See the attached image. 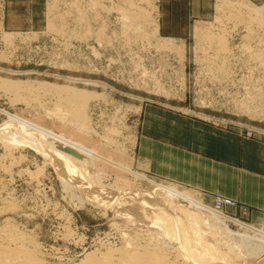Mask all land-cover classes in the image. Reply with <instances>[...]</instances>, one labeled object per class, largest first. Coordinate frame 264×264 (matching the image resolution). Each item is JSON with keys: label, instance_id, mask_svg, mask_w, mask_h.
Returning a JSON list of instances; mask_svg holds the SVG:
<instances>
[{"label": "rangeland", "instance_id": "374dc122", "mask_svg": "<svg viewBox=\"0 0 264 264\" xmlns=\"http://www.w3.org/2000/svg\"><path fill=\"white\" fill-rule=\"evenodd\" d=\"M8 1L0 0V33L11 36H0V78L84 90L90 96L84 111L88 130L72 127L48 96H12L2 90L0 123L28 118L37 121L35 126L40 125L38 129L46 135L65 130L69 136L86 137L85 143L97 153L126 166L121 170L99 159L86 161L78 171L82 169L80 174L87 179L117 189L116 178H121L134 189L153 190L151 202L166 200L177 206L155 186L173 187L190 197L180 206L194 211L215 237L231 242L233 252L240 256L246 252L235 245L240 238L264 244V32L254 29L248 35L243 22H233L238 16H231L235 9L221 0H178L182 5L170 6V15L183 17V21L169 22L168 31L161 29V0H98L93 9L84 0L79 2L81 6L78 2L71 5L75 0H57L54 12L62 15L55 13L60 18L53 21L49 14L55 9L51 6L54 0H35V6L23 10H36L39 20L9 28L5 19ZM246 1L264 7V0ZM130 2L132 7H142L148 19L137 30L127 27L134 13ZM122 8L131 14L129 21L118 18L116 13ZM201 30L221 34L226 41L224 53L202 40ZM148 106L168 109L236 136L237 159L226 164L236 170L235 190L246 202L172 183L140 169L136 143L143 109ZM106 132L120 147L112 146L116 151L102 142L100 136ZM245 141L252 144L244 147L243 158ZM1 143L0 203H12L8 217L35 235L46 253L61 252V260L81 257L106 242H119L120 231L132 233L134 226L125 223L131 217L128 213L116 214L77 185H64L53 166L29 146L6 145L8 152ZM216 198L233 204L214 206ZM157 209L166 213L161 205ZM117 210L124 211L121 206Z\"/></svg>", "mask_w": 264, "mask_h": 264}, {"label": "bare ground", "instance_id": "6f19581e", "mask_svg": "<svg viewBox=\"0 0 264 264\" xmlns=\"http://www.w3.org/2000/svg\"><path fill=\"white\" fill-rule=\"evenodd\" d=\"M56 1L57 0L51 2L52 8H55L49 14L52 21L58 16L56 14H61V12H54L57 7ZM81 1L83 0H75L74 3L72 1L70 2H72L71 5H75L76 2L80 5L79 2ZM221 1L235 9V13H231V16L232 14H236L235 16L241 14L240 18L237 16V19L234 18L233 22L238 19L243 22V26L247 29L248 35L254 33V29L264 32V15L261 14L264 12V7L253 6L246 0ZM61 2L64 3L63 0L58 3ZM97 2L98 0L86 2L84 0L87 7L93 5V8L95 7L94 5L97 7L99 4H96ZM131 8V10L134 9L133 15L124 12L123 8L116 14L123 22L128 20V15H131V23L127 25V27L129 26V28L137 30L141 28L142 24L144 25L147 23L148 19L142 7L136 4L132 7L131 3ZM113 9L115 10V7ZM91 12L92 10L90 13ZM96 15L95 13V16H92L96 17ZM235 16L233 15V17ZM58 17L60 18V15ZM233 17H230V19ZM81 18L80 16V20ZM61 21H63V19H61ZM61 21L58 22L61 23ZM77 21H79L78 18ZM83 21L86 20L84 19ZM62 24L61 27H59L63 30L64 25ZM79 24H81V22ZM83 24H85V22ZM52 25L50 24V26ZM51 28L53 31L56 30L54 25ZM3 33L4 34L0 33L2 38H7V36L11 37L10 34ZM207 33L208 31L201 32L200 38L202 39L204 36L202 40H205L209 46L218 49H213V51H222L224 53L223 50H225L226 41H224L225 39L222 38L221 34L212 35L214 33L210 32L211 35H208ZM126 44L130 43L127 42ZM0 90L12 94V96H17L21 93H24V95L25 93L32 96L34 95L35 97L37 95L48 96V98H52L56 101V106L54 105L58 108H56V110H62L63 117L67 116L69 123L73 125L72 127L83 130L88 126L85 124L86 119H84V111L85 107H87L86 101L89 100L90 96L88 95L89 93L87 94L84 90L62 85L47 84L44 82L28 83L7 78H0ZM87 98L88 100H86ZM34 121L28 120V118L1 121L0 141L8 147L17 144L29 146L35 152L41 154L44 161L49 162L53 166L54 171L58 174L64 185H77L89 198L96 200L101 206L106 209L108 208V210H112V212L116 214L126 215L128 213L131 217L127 219L125 223H129L128 225L131 224L134 227L132 228V233L120 231V239L117 243L106 242L103 247L84 252L81 257L71 256L66 260H61L63 257L61 252L60 254H58V252H51V254L46 253V250L41 246L42 244L37 241L38 239L35 238V235L20 228L21 226L18 227L13 219L7 215L9 210L13 207L12 203H10V201H2V203H0V264H264V244L253 243L244 238H240L235 245L237 249L240 250L244 248L246 252L241 256L233 252L232 244L230 245L231 242L229 243L226 240L215 237L216 235L214 236L211 234L205 225L200 224L201 222L196 217L194 211L187 210V208L180 206L183 205L184 202L187 203L186 201L190 200L189 195L186 193L179 192L173 187L155 186L159 194L164 195L165 198L170 201H175L177 206L168 203L166 200L153 203L150 200L151 197H153V190L134 189L129 185L127 180L116 178L117 175L115 176V182L120 185L117 189L102 184L98 179L94 181L87 179L84 176L86 174H80L82 169L80 172L78 171V167L86 166V161L99 159L109 164L111 167L121 170H124L126 166L112 160L113 158H109L108 155L105 157L97 153L93 150L92 146L85 143L84 140L86 137L81 136L78 138L69 136L66 134L65 130H61L57 134L51 132L52 134L46 135L38 129L40 125L38 127L37 125L35 126ZM62 123L65 124V121ZM86 130H88V128L84 129V132ZM66 135H68V137ZM86 135L88 134L86 133ZM100 137L102 142L104 141L107 146L116 147L117 143L107 132ZM7 146L6 148L9 152ZM117 147L119 146L117 145ZM112 150H114L113 147L111 151ZM99 174L100 173L97 172L98 177H100ZM157 205H161L166 210V213H160L157 209ZM119 206H121L124 211H118L117 208ZM206 220L204 219L202 222H205L207 225L208 223H206Z\"/></svg>", "mask_w": 264, "mask_h": 264}, {"label": "crops", "instance_id": "0c3cea01", "mask_svg": "<svg viewBox=\"0 0 264 264\" xmlns=\"http://www.w3.org/2000/svg\"><path fill=\"white\" fill-rule=\"evenodd\" d=\"M160 5L161 29L171 30L169 22L183 21V17L173 18L169 10L172 5L181 6L180 1L161 0ZM26 6H35V0L8 1L7 27L19 29L39 20L36 16L39 12L26 13L23 10ZM140 132L136 143L140 169L199 191L247 200L235 190L236 170L226 164L237 159L236 136L157 106L143 109ZM248 144L252 143L245 141L242 145L243 158Z\"/></svg>", "mask_w": 264, "mask_h": 264}, {"label": "built area", "instance_id": "2783aa9c", "mask_svg": "<svg viewBox=\"0 0 264 264\" xmlns=\"http://www.w3.org/2000/svg\"><path fill=\"white\" fill-rule=\"evenodd\" d=\"M232 204H233V202L229 199H226V198H219L218 199V198H216L214 206L223 207L225 205L230 206Z\"/></svg>", "mask_w": 264, "mask_h": 264}]
</instances>
